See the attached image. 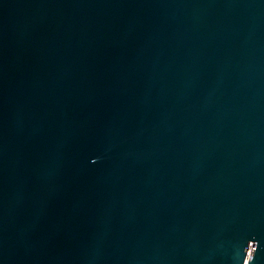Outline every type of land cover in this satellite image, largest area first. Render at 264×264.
<instances>
[{"label":"water","instance_id":"95a60500","mask_svg":"<svg viewBox=\"0 0 264 264\" xmlns=\"http://www.w3.org/2000/svg\"><path fill=\"white\" fill-rule=\"evenodd\" d=\"M0 264H264V0H0Z\"/></svg>","mask_w":264,"mask_h":264}]
</instances>
